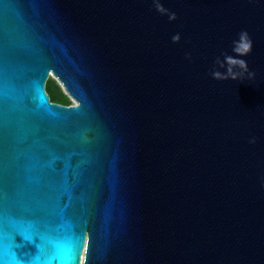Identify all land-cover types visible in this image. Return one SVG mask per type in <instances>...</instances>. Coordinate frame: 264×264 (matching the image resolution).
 <instances>
[{"label":"water","instance_id":"obj_1","mask_svg":"<svg viewBox=\"0 0 264 264\" xmlns=\"http://www.w3.org/2000/svg\"><path fill=\"white\" fill-rule=\"evenodd\" d=\"M0 264H264V0H0Z\"/></svg>","mask_w":264,"mask_h":264},{"label":"rangeland","instance_id":"obj_2","mask_svg":"<svg viewBox=\"0 0 264 264\" xmlns=\"http://www.w3.org/2000/svg\"><path fill=\"white\" fill-rule=\"evenodd\" d=\"M49 80L54 81V82L50 83V88H49V92H50L53 100L62 101V99L64 98V95L62 94V92H63L66 95V97H68L71 100V104L74 103L73 98L67 92L63 83L59 80V78L55 74L51 73V77ZM56 83L60 86L61 89L56 85ZM83 261H84V255H83Z\"/></svg>","mask_w":264,"mask_h":264},{"label":"trees","instance_id":"obj_3","mask_svg":"<svg viewBox=\"0 0 264 264\" xmlns=\"http://www.w3.org/2000/svg\"><path fill=\"white\" fill-rule=\"evenodd\" d=\"M51 82H54V81L48 80V82H47V91H48L49 94H50L49 88H50V83ZM56 85L60 88V86L57 83H56ZM62 94L64 95V98L62 99V101H55V100H53L52 99V96L50 94L51 100L54 101V102H58V103H61V104H65V105H71V100L68 97H66V95L63 92H62Z\"/></svg>","mask_w":264,"mask_h":264}]
</instances>
